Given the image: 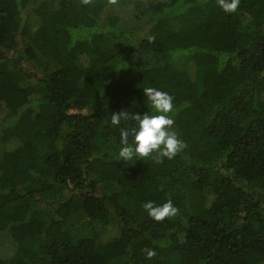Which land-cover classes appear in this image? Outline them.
Returning a JSON list of instances; mask_svg holds the SVG:
<instances>
[{
    "label": "trees",
    "instance_id": "1",
    "mask_svg": "<svg viewBox=\"0 0 264 264\" xmlns=\"http://www.w3.org/2000/svg\"><path fill=\"white\" fill-rule=\"evenodd\" d=\"M145 87L186 147L128 163ZM0 264H264V0H0Z\"/></svg>",
    "mask_w": 264,
    "mask_h": 264
},
{
    "label": "clouds",
    "instance_id": "2",
    "mask_svg": "<svg viewBox=\"0 0 264 264\" xmlns=\"http://www.w3.org/2000/svg\"><path fill=\"white\" fill-rule=\"evenodd\" d=\"M216 2L225 13L235 12L239 5V0H216ZM142 91L147 98V111L127 113L122 110L118 113L112 112L111 115V124L114 126H119L121 119H131L136 122L131 129H120L121 147L118 152L120 160L128 163L133 159L143 160L152 153H156L160 158L171 159L186 147L172 128L174 121L169 113L173 110V97L153 87H145ZM130 136L131 143H129ZM142 207L148 216L156 221L173 217L178 212L171 200L159 205L149 200L144 202ZM144 251L149 259L155 255L152 249Z\"/></svg>",
    "mask_w": 264,
    "mask_h": 264
},
{
    "label": "rangeland",
    "instance_id": "3",
    "mask_svg": "<svg viewBox=\"0 0 264 264\" xmlns=\"http://www.w3.org/2000/svg\"><path fill=\"white\" fill-rule=\"evenodd\" d=\"M109 45L111 47V44L109 42H107L105 45V48L106 49L109 48L108 47ZM36 53H37V57L40 61H43V62L47 61L48 50H47L46 46L40 45V46L36 47ZM79 64L81 67H83L85 69H90L96 65V63L92 59H90L84 55L80 57ZM188 72L192 77L194 76V67L192 64H189ZM85 233H86L85 229L79 231V234H85Z\"/></svg>",
    "mask_w": 264,
    "mask_h": 264
}]
</instances>
